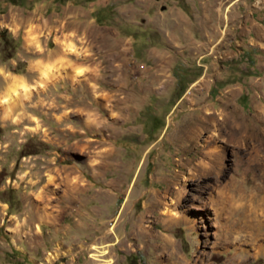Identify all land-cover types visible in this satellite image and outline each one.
Segmentation results:
<instances>
[{"label": "rangeland", "instance_id": "1", "mask_svg": "<svg viewBox=\"0 0 264 264\" xmlns=\"http://www.w3.org/2000/svg\"><path fill=\"white\" fill-rule=\"evenodd\" d=\"M226 122L264 143V0H0V264H264V205L231 241L264 175Z\"/></svg>", "mask_w": 264, "mask_h": 264}, {"label": "bare ground", "instance_id": "2", "mask_svg": "<svg viewBox=\"0 0 264 264\" xmlns=\"http://www.w3.org/2000/svg\"><path fill=\"white\" fill-rule=\"evenodd\" d=\"M27 41L31 45H35L38 48L40 47V45L38 44V41H37V37L32 34L30 29L27 32ZM63 46H64V50L66 51V54H68V55H75V56H81L82 55L81 54L82 52L79 50V48L74 43H72L70 41L64 42ZM34 66L41 70L40 72H42L41 76H43V78H48L47 76H48L49 72L52 71L51 69H49V67L48 68L44 67L41 64V62L36 63ZM84 74H85V70L83 68L79 67L76 69V72H74L73 76L76 78H80L81 76H84ZM40 86H41V84H40ZM30 89H32V88H30L26 85H22L20 83L13 84L12 86L9 87V89L3 95L2 103H9L13 99V97L18 95V92L28 91ZM216 126H219V125L217 124ZM218 129H219L218 134L217 133H214V135L212 134L213 136L211 137L212 139L210 142H212V143L216 142L222 136L226 137L227 142L233 143L234 147L236 149L246 153L245 156L248 157L247 158L248 166H253L254 168L258 169L260 171V173H262L264 175V143L260 142L259 144L257 143V145H256L254 143L255 141L252 139V136L248 132V128L246 126L241 125V124L236 123V122L223 123L219 126ZM208 155H211V157L213 158V160L217 164L219 163L218 169L211 168V165L209 164L211 171L215 172L217 175H220L223 172V167H221V165H223V163H222V161H223L222 151L218 150V151L209 152ZM261 178H262V176H261ZM232 190H233V192L229 193L228 198H227V196H225V197H226L227 203L229 204V210L231 211V215L234 216L233 224L230 227V233H232L231 241H232V243L238 245V244H240V242L245 241L248 237L247 234H249V231H248L249 227L245 224L249 223V221L251 219L250 217L253 216L252 214L255 212V209H257L258 206L261 208L264 205L263 203H261V201L263 202V197L261 196V193H263V191H264V183H262V182L256 183L250 189L251 191H249V192H247V190L244 189L243 187L238 188L236 186H234L232 188ZM220 199H222V198H220ZM257 220H258V218H257ZM243 222L245 223L244 224L245 226L242 225ZM252 225H253V223H252ZM253 230H250V231H253ZM252 235H253V233H252ZM228 236L229 235L227 234L226 237H228ZM255 236H256V234H255ZM225 239L230 240V238H225ZM248 239H249V237H248ZM94 249H96V247H94ZM57 257H58L57 254L52 253L49 256V260H52L53 258L56 259ZM92 258H94V255H92ZM111 262L108 264H111Z\"/></svg>", "mask_w": 264, "mask_h": 264}, {"label": "trees", "instance_id": "3", "mask_svg": "<svg viewBox=\"0 0 264 264\" xmlns=\"http://www.w3.org/2000/svg\"><path fill=\"white\" fill-rule=\"evenodd\" d=\"M10 3L17 5L21 2V0H8Z\"/></svg>", "mask_w": 264, "mask_h": 264}]
</instances>
